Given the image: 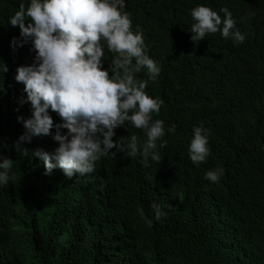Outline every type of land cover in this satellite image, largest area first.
Masks as SVG:
<instances>
[{
    "label": "trees",
    "instance_id": "1",
    "mask_svg": "<svg viewBox=\"0 0 264 264\" xmlns=\"http://www.w3.org/2000/svg\"><path fill=\"white\" fill-rule=\"evenodd\" d=\"M21 2L0 0V60L8 66L0 75V143L9 145L0 151L15 161L0 186V264H264V0H126L133 30L139 26L161 67L145 91L163 101L153 118L164 120L167 144L157 148L160 161L112 149L94 172L72 177L59 168L44 175L32 156L58 146L51 136L25 143L28 156L11 148L25 131L17 117L31 115L14 77L34 52L31 42L13 51L20 29L8 23ZM201 4L228 7L245 40L216 32L193 42L191 9ZM104 52L107 68L113 54ZM137 76L148 79L146 69ZM201 124L211 129V154L197 166L189 145ZM115 132L113 139L145 138L135 127ZM217 167L218 182L204 178ZM153 203L166 215L156 219Z\"/></svg>",
    "mask_w": 264,
    "mask_h": 264
},
{
    "label": "clouds",
    "instance_id": "2",
    "mask_svg": "<svg viewBox=\"0 0 264 264\" xmlns=\"http://www.w3.org/2000/svg\"><path fill=\"white\" fill-rule=\"evenodd\" d=\"M125 7L126 0H22L8 18L12 27L20 29V38L11 41L13 51L31 42L29 50L34 52L32 63L16 68L14 79L24 85L26 93L19 103H30L31 115L17 117L25 131L11 148L28 156L25 143L37 136H51L58 143L54 150L31 151L43 161L44 175L56 168L67 177L92 173L96 162L112 149L145 163L149 158L162 159L157 148L167 144L165 122L153 114L160 112L163 101L145 91L149 79L157 80L161 67L146 52L143 32L138 25L133 30ZM191 17L193 42L216 32L235 43L245 40L228 7L217 12L201 4L191 9ZM105 47L113 54L107 68ZM144 69L148 79L142 80L137 73ZM7 71V64L0 60V75ZM49 110L61 118L59 123H54ZM120 126L142 129L145 138L113 139ZM174 131V124L167 128V132ZM210 133L203 124L193 127L189 158L197 166L211 154ZM7 148L6 142L0 143V149ZM14 163L0 151V186L8 185ZM223 173L217 167L204 178L218 182ZM152 209L156 219L166 215L159 204L153 203Z\"/></svg>",
    "mask_w": 264,
    "mask_h": 264
}]
</instances>
